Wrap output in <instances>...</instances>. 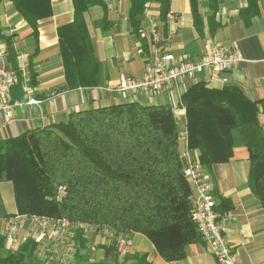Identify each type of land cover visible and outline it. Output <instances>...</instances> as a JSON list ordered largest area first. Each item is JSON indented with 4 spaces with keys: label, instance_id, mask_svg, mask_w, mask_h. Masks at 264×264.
Masks as SVG:
<instances>
[{
    "label": "crops",
    "instance_id": "1",
    "mask_svg": "<svg viewBox=\"0 0 264 264\" xmlns=\"http://www.w3.org/2000/svg\"><path fill=\"white\" fill-rule=\"evenodd\" d=\"M48 1L50 13L38 19L35 37L13 1L1 0L0 29L5 36H11L19 74L14 71L19 76L21 89L11 99L32 97L38 102L13 106L9 116L0 111V140L65 121L72 111L130 100L144 105L172 106L183 131L185 110L180 99L195 81H204L217 90L235 86L252 100L264 96V0L257 2L258 13L248 23L240 15L248 5L247 0H217L215 11L210 0H197V23L190 0H169L165 14L161 13L157 0H146L137 16V32L130 21L131 0H104L105 6H90L78 20L71 0ZM168 13L174 17H168ZM214 47L224 52L238 51L242 60L214 77L180 78L158 93L139 92L132 96L114 90L122 77L140 78L146 58L153 54L169 51L174 56L197 61ZM73 50L85 56L82 63L72 65L71 60H65ZM8 56L7 45L0 38V66L11 69ZM30 72H34V77ZM233 136L234 146L228 161L203 168L211 182L218 223L226 244L235 252L236 264H264V208L247 184L249 152L236 130ZM179 140L181 153L186 147L189 149L184 138ZM197 155L198 151L189 149L188 159ZM0 200V234L5 237V248L16 249L24 238H32L37 244V258L46 264H76L74 251L67 250L69 235H61L53 223L37 218L42 216L17 214L10 181H0ZM13 217L19 220L20 226L15 241L9 242L7 224ZM84 230L88 235L90 262L133 264L132 255L145 253L151 264H218L203 240L188 244L183 258L166 261L142 233L130 235L128 251L122 254L117 246L105 253L111 244L108 230Z\"/></svg>",
    "mask_w": 264,
    "mask_h": 264
},
{
    "label": "trees",
    "instance_id": "2",
    "mask_svg": "<svg viewBox=\"0 0 264 264\" xmlns=\"http://www.w3.org/2000/svg\"><path fill=\"white\" fill-rule=\"evenodd\" d=\"M12 1L37 37V21L50 13L49 1ZM71 1L77 20L90 6H105L104 0ZM157 1L165 14L169 0ZM258 1L247 0L240 11L245 23L258 13ZM145 2L131 0L130 21L136 32ZM190 2L197 23V0ZM210 3L215 11L217 0ZM0 38L7 45L11 69L19 74L11 36L0 29ZM83 57L73 50L65 60L78 65ZM30 74L34 77V72ZM19 90V84L11 87L13 98ZM180 103L185 110L187 146L198 151L195 159L203 167L228 161L233 131L238 132L249 152L247 184L264 208V96L252 100L235 86L217 90L195 81ZM179 131L168 104L130 100L72 111L65 121L0 140V181L12 183L17 214L65 217L75 225L76 264H106L88 261V235L80 224L94 232L108 230L111 244L105 253L116 249L121 236L130 238L139 232L164 260H179L188 244L202 240L191 218L193 191L183 174ZM4 241L0 234V264H46L37 258L32 238L13 250L5 248ZM131 257L133 264H151L145 253Z\"/></svg>",
    "mask_w": 264,
    "mask_h": 264
},
{
    "label": "built area",
    "instance_id": "3",
    "mask_svg": "<svg viewBox=\"0 0 264 264\" xmlns=\"http://www.w3.org/2000/svg\"><path fill=\"white\" fill-rule=\"evenodd\" d=\"M168 17L172 18L174 14L168 13ZM145 35L144 32H140L141 37H145ZM241 60L242 56L238 51L224 52L218 47H214L208 55L201 57L197 61H191L181 55L174 56L169 51H161L153 54L145 61L140 78L122 77L114 90L120 93L127 92L132 96L139 92L158 93L180 78L198 80L201 75L205 78L217 76L220 72L236 66ZM19 83V76L14 70L0 66V111L7 116L11 114L13 106L38 102L32 97L12 100L11 87ZM180 133L182 137H185L183 131ZM188 152L189 149L186 147L181 153V157L186 159L184 161L183 174L193 191L191 218L201 239L207 243L218 264H236L235 252L226 244L222 229L218 223L211 182L206 178L201 163L195 158L188 159ZM52 220L53 225L57 227L61 235L70 236L67 250L68 252H73L75 250L73 240L75 225H72L65 217ZM17 226V219L9 224L6 233L7 241L11 242L16 238ZM83 228L92 230L91 227ZM129 240V238L123 236L119 238L117 243L118 252L125 254L128 251Z\"/></svg>",
    "mask_w": 264,
    "mask_h": 264
},
{
    "label": "rangeland",
    "instance_id": "4",
    "mask_svg": "<svg viewBox=\"0 0 264 264\" xmlns=\"http://www.w3.org/2000/svg\"><path fill=\"white\" fill-rule=\"evenodd\" d=\"M183 130V132L185 133V137H182L181 136V131H179V139L180 138H184L185 140H186V143H187V131H186V119H185V126H184V129H182ZM24 216H26V215H24ZM27 217V216H26ZM29 217H33V218H35L36 216H29ZM44 217V218H43ZM37 218H41V219H39V220H41V221H45V220H48V221H50L51 223L53 222V220L52 219H57V218H53V217H49V216H42V217H37ZM52 218V219H51ZM16 220V217H13V218H11V219H9V221H8V224H7V227L9 226V224L11 223V222H13V221H15ZM18 220V219H17ZM19 226H20V223H19V220H18V229H17V231H16V233L18 232V230H19ZM80 226H83V227H91V226H88V225H86V224H80ZM17 237V236H16ZM25 239V238H24ZM13 241H15V239L13 240ZM12 242V241H11Z\"/></svg>",
    "mask_w": 264,
    "mask_h": 264
}]
</instances>
